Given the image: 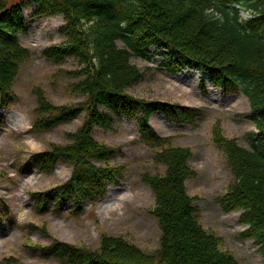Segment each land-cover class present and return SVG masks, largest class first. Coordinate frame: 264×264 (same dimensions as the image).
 Listing matches in <instances>:
<instances>
[{
  "label": "trees",
  "instance_id": "obj_1",
  "mask_svg": "<svg viewBox=\"0 0 264 264\" xmlns=\"http://www.w3.org/2000/svg\"><path fill=\"white\" fill-rule=\"evenodd\" d=\"M25 4L34 7L32 17L62 16L59 33L65 41L46 48L44 57L60 63L74 58L83 79L74 87L86 96L75 108L49 107L38 96L36 130L50 129L86 113L80 128L71 134V143L33 156L40 169L51 173L59 163L71 166L69 179L44 193L31 195L45 211H62L65 205L78 212L87 202L103 196L108 184L123 178V166H103L115 153L91 136L93 127L111 129L115 117L135 120L140 138L157 148L153 159L165 167L162 175L145 176L155 196L152 215L160 230L159 249L145 255L126 246L121 239L104 238L100 250L91 252L65 243L44 249L48 255L70 264H238L219 250L218 239L208 234L196 217L194 198L185 191V181L193 175L189 149L169 146L149 125L153 113L169 123H191L199 115L195 108L144 101L125 91L141 80L142 73L131 58L149 60L150 48L165 51L160 66L170 73L192 68L223 95L241 93L249 103L246 118L256 133L249 135L250 149L234 139L217 138L231 169L234 184L221 198L224 212L242 210L243 234L259 246L264 264V0H0V106L15 96L11 90L19 64L28 51L18 40L27 26L22 16ZM247 12V18L240 13ZM117 43H121L119 47ZM3 200L0 198V209ZM2 218L10 221L0 210ZM12 224V223H11Z\"/></svg>",
  "mask_w": 264,
  "mask_h": 264
},
{
  "label": "rangeland",
  "instance_id": "obj_2",
  "mask_svg": "<svg viewBox=\"0 0 264 264\" xmlns=\"http://www.w3.org/2000/svg\"><path fill=\"white\" fill-rule=\"evenodd\" d=\"M34 7L25 4L22 10L27 32L18 34L20 45L28 56L18 66L12 83L15 96L0 106V264H70L46 254L55 243L79 249L99 251L104 238L121 239L128 247L153 255L161 237L157 220L152 215L155 196L144 181L145 176L162 175L165 167L153 159L157 148L140 138L135 120L115 117L111 129L93 127L91 136L98 143L114 149V156L103 166H123V178L116 185H107L97 201L85 203L78 212L65 205L62 211H45L31 198L65 183L71 174L68 163L57 164L51 173L40 169L33 156L54 147L71 143V134L81 127L86 113L76 111L74 118L50 129L36 130L34 122L49 115L37 116L38 96L49 107L75 108L85 103L86 96L76 91L83 79L77 72L82 66L72 57L60 63L48 61L43 51L65 41L59 33L62 16L35 19ZM243 18L248 13L242 12ZM122 47L121 43H117ZM149 60L131 58L142 73L141 80L126 93L144 101L195 108L199 115L191 123H169L160 113H153L149 125L167 138L169 146L189 149L188 162L193 175L185 181L186 193L194 198L196 217L201 227L218 239L219 250L231 255L238 264H263L252 238L244 236L247 225L240 222L242 210L224 212L219 201L234 184L231 169L217 138L234 139L250 149L249 135L256 133L246 118L250 113L247 98L241 93L222 95L208 77L192 68L170 73L161 68L165 51L150 48ZM12 223V224H11Z\"/></svg>",
  "mask_w": 264,
  "mask_h": 264
}]
</instances>
